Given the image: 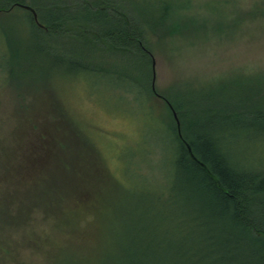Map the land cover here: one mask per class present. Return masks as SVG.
<instances>
[{
  "label": "trees",
  "instance_id": "1",
  "mask_svg": "<svg viewBox=\"0 0 264 264\" xmlns=\"http://www.w3.org/2000/svg\"><path fill=\"white\" fill-rule=\"evenodd\" d=\"M156 1L153 7L157 5V10L152 11L139 0H0V12L19 7L31 26L34 48L46 57L53 56L51 51L56 52L60 58L55 56L57 60L52 58L53 62H59L60 68L71 66V72H76L72 76L88 72L98 76L95 81L101 83L107 76L119 75V83L129 80L138 91L146 92L152 101L160 103L177 145L173 148L169 184L173 204L183 212L180 216H186L191 210L189 223L199 227L201 220H205L212 234L217 235L208 240L202 258H207L209 264H217L222 254L219 239L224 236L229 237L224 243L226 255L235 256L227 264H252L251 257L254 264H264V174L241 171L236 166L229 149L220 140L231 129L215 120L218 116H249L251 125L264 132V109L256 105L246 112L234 111L228 104L226 110L215 109L205 106V97L198 95L192 100L181 96L175 99L172 92L181 93L177 87L170 92H159L155 85L154 92V57L149 39L171 28L168 16L181 8L171 0ZM19 5L34 9L42 27L36 23L33 13ZM187 25H180L181 30L187 29ZM63 72L70 75L66 70ZM13 75L7 72L6 77L16 79ZM77 81H81L78 76ZM126 90L131 91L129 87ZM50 99L40 104L42 113L27 116L34 122L32 135L37 136V141L22 144V139L18 146L0 149V260L3 264H56L52 250L55 243L65 239L61 232L67 233L66 228L72 225L71 233L77 236V244L94 237L96 233L92 231L98 230L95 212L104 191L100 187L102 179L115 186V178L85 124L59 98ZM14 101L18 114H27L29 97L18 95ZM168 103L178 117L183 139L208 171L191 159ZM205 118L211 119L205 121ZM24 128L18 126L13 135ZM152 196L156 204L172 201L166 191L155 189ZM168 220V233H176L175 223L181 233L184 218L178 221L173 215ZM189 235L190 232L182 238L178 254H197V247L189 252L183 247ZM169 253L146 248L141 254L130 253L115 259H125L126 264H169ZM83 264L90 263L84 258Z\"/></svg>",
  "mask_w": 264,
  "mask_h": 264
},
{
  "label": "rangeland",
  "instance_id": "2",
  "mask_svg": "<svg viewBox=\"0 0 264 264\" xmlns=\"http://www.w3.org/2000/svg\"><path fill=\"white\" fill-rule=\"evenodd\" d=\"M139 1L148 9L157 10V5L153 7L156 0ZM171 1L181 5L168 16L167 23L172 27L149 39L156 60L158 91L181 88V93L172 92L175 99L181 96L192 100L198 95L205 97V106L215 109L226 110L227 104L234 111L246 112L256 105L264 109V0ZM186 23L187 29L181 30L180 25L184 27ZM175 24L177 28H173ZM29 25L19 7L0 12V149L18 146L22 139V144L37 141V136L32 135L34 122L27 116L42 113L40 104L56 97L85 124L116 179L114 187L102 179L100 187L104 191L95 212L98 230L92 231L95 236L77 244V236L71 233L73 226L69 225L67 233L61 232L65 239L53 247L56 264H77L80 258L78 264H83L84 258L90 264H126L125 259L115 257L138 255L146 248L157 253L171 252L169 264H209L202 255L208 240L217 235L212 234L205 220L199 227L189 223L191 210L180 216L183 212L173 204L169 190L173 148L177 145L165 109L129 80L119 83V75L96 83L98 76L85 72L76 75L81 81L75 82L72 74L76 72H71V66L62 69L59 62H53L52 58H60L56 52L51 51L50 58L34 48ZM65 70L70 75H65ZM7 72L14 73L16 79H8ZM18 95L29 97L25 115L18 114L15 108ZM217 119L232 130L223 133L220 140L236 166L241 171L264 174V132L251 125L249 116ZM18 126L25 128L14 136ZM155 189L166 191L172 201L156 204L152 196ZM173 215L178 221L180 217L185 220L181 233L176 223V233H168V218ZM188 232L191 235L183 247L186 252L197 247L196 255L178 254V246ZM228 238L219 239L222 254L217 264H227L235 257L226 255L224 243ZM230 242L233 243L232 238ZM232 247L233 244L231 251ZM81 251L83 254L78 255ZM111 256L114 258L106 259ZM251 261L254 264L252 257Z\"/></svg>",
  "mask_w": 264,
  "mask_h": 264
},
{
  "label": "water",
  "instance_id": "3",
  "mask_svg": "<svg viewBox=\"0 0 264 264\" xmlns=\"http://www.w3.org/2000/svg\"><path fill=\"white\" fill-rule=\"evenodd\" d=\"M19 6H21V7L25 8V9L31 11V13H33V15H34V19H35L36 23H37L38 25H40L39 22H38L37 14H36V12L34 11V9H32L31 7L26 6V5H19ZM40 26H41V25H40ZM41 27H42V26H41ZM153 68H154V76H153L152 89H153L154 92H156V89H155V85H156V60H155L154 58H153ZM168 105H169L170 109L172 110V112H173V116H174V118H175V120H176L179 137L181 138V140L183 141V143H184L185 146L187 147V150H188V153H189L191 159H192L193 161H195L196 163H198V164H199L201 167H203L206 171H208V169H207V167L204 165V163H202V162H201V161L195 156V154L193 153L192 148H191V146L189 145V143H188L185 139H183V137H182V133H181V126H180V122H179V120H178V117H177L175 111L173 110L172 105L169 104V103H168Z\"/></svg>",
  "mask_w": 264,
  "mask_h": 264
}]
</instances>
